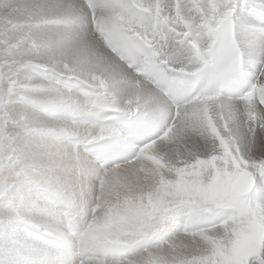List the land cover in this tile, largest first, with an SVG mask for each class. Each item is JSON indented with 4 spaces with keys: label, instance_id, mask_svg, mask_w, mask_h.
Segmentation results:
<instances>
[{
    "label": "snow or ice",
    "instance_id": "6c2138e0",
    "mask_svg": "<svg viewBox=\"0 0 264 264\" xmlns=\"http://www.w3.org/2000/svg\"><path fill=\"white\" fill-rule=\"evenodd\" d=\"M0 264H264V0H0Z\"/></svg>",
    "mask_w": 264,
    "mask_h": 264
}]
</instances>
